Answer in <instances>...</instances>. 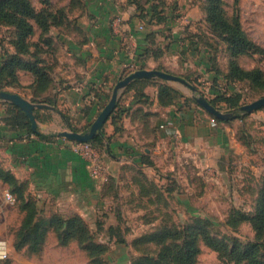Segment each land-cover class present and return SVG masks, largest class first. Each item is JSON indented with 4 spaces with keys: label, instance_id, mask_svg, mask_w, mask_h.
I'll return each instance as SVG.
<instances>
[{
    "label": "rangeland",
    "instance_id": "1",
    "mask_svg": "<svg viewBox=\"0 0 264 264\" xmlns=\"http://www.w3.org/2000/svg\"><path fill=\"white\" fill-rule=\"evenodd\" d=\"M31 1L36 10L48 9L58 16L50 18L47 33L31 19L35 31L29 37L32 51L43 60L53 80L50 88L57 87L64 74L84 73V57L72 52V45L89 43L91 28L98 26L101 18L105 21L104 5L100 2L95 5L94 0ZM113 1L121 13L138 11L127 0ZM155 1L161 3L160 10L167 13L169 21L146 27L141 22L143 28L139 26V29L158 33L155 44L178 43L172 47L179 52L172 60L177 67L171 65L176 72L165 71L186 78L208 99L238 98L242 106L264 97V88L231 75L229 44L208 19V0ZM222 8L229 19L238 15L246 35L264 50V0H222ZM121 13L111 16L112 27L118 26L114 18ZM174 31H178L176 38L170 35ZM15 35V26L0 22V57L13 50L11 40ZM237 62L245 70L264 71V55L259 52L243 54L237 57ZM20 82L21 86H9L5 90L22 92L31 99L49 96V90L35 95L30 73L20 72ZM168 84L192 97L177 84ZM222 104L221 110L229 112L226 104ZM45 116L46 123L38 121L52 126L51 132L58 135L71 129L52 114ZM149 121L143 118L141 124L144 132L152 136L154 123ZM83 123L76 125L84 128ZM225 130L221 147L210 150L209 154L179 148L174 140V144L169 142L167 155L166 151L159 153L158 161L153 158L146 159L145 165H125L120 183L102 184L98 209L85 215L74 210H56L52 203L44 208L38 204L36 220L48 228L38 251H32L29 245L17 246V233L27 215L22 203L12 206L1 200L0 253H7V257L0 258V264H96L98 260L103 264H135L145 259L150 263L161 253V232L168 230L172 234L166 244L174 248H180L186 237L196 235L201 228L226 243L229 253L235 243L243 247L257 240V225L264 210V107L226 122ZM98 155L101 160L99 152ZM4 189L12 191L7 184ZM29 199L34 202L36 197L31 194ZM76 216L82 218L87 229L84 241L66 236V224L61 223L58 229L52 226L54 218L68 222ZM198 242L201 252L196 264H246L230 260L227 255L222 257L200 235Z\"/></svg>",
    "mask_w": 264,
    "mask_h": 264
},
{
    "label": "crops",
    "instance_id": "2",
    "mask_svg": "<svg viewBox=\"0 0 264 264\" xmlns=\"http://www.w3.org/2000/svg\"><path fill=\"white\" fill-rule=\"evenodd\" d=\"M98 2L104 5V19H109L108 22L101 18V23L91 28L89 43L72 45V52L84 57V73L64 74L57 87L49 90V95L55 100L51 106L55 109L47 113L57 121L66 124L69 121L76 127V123L82 121L84 126L91 124L117 82L131 72L142 66L164 71L176 69L171 65L177 67L172 60L179 52L173 51L172 47L178 43L164 46L162 42L151 43L146 32L139 29L141 20L134 13L117 11L113 0H94L95 5ZM118 13L121 14L114 20L119 24L112 27L114 21L111 24V16ZM173 33L170 35L178 37V31ZM156 36L159 37V34ZM126 89L119 101L130 111L118 123L120 130H116L111 119L104 128L110 138L98 150L103 166L101 177L93 176L88 160L73 152L72 141L59 134L45 139L26 130L9 127L4 118L11 102L3 100H0V166L28 185V192L36 197L41 208L52 203L56 210H74L85 215L98 209L99 197L103 196L102 184L120 183L125 165L141 166L145 157L158 161L159 153L166 151L167 155L169 142L175 143L172 137L175 131L180 135L179 148L209 154L210 150L221 147L226 122L217 121L201 106L183 102L162 105L159 101V84L156 83L144 89L149 95L148 103L134 101V90L127 92ZM14 92L32 101L24 93ZM139 108L150 113L151 123H154L156 130L152 136L144 132L142 122L134 116ZM37 115L43 119L46 111L41 110ZM162 124L164 127H161ZM50 127L52 131L53 127ZM51 131L46 134L53 133ZM5 186L6 183L0 179V190ZM7 237L11 239V234L8 233Z\"/></svg>",
    "mask_w": 264,
    "mask_h": 264
},
{
    "label": "trees",
    "instance_id": "3",
    "mask_svg": "<svg viewBox=\"0 0 264 264\" xmlns=\"http://www.w3.org/2000/svg\"><path fill=\"white\" fill-rule=\"evenodd\" d=\"M129 4H134L137 7V13L135 14L144 26L150 24L162 25L169 21L167 13L165 14L160 10L161 3L155 0H127ZM159 4H158V3ZM209 2V13L208 19L212 27L224 35L229 46V51L232 57L231 63V75L237 78H246L251 80L256 86L264 88V71L261 69L245 70L237 62V57L248 54L250 52H259L264 55V50L258 47L245 33L241 26L238 15H235L232 19L227 18L224 15L222 8V0H208ZM50 18L55 19L58 16L54 15L48 9L36 10L31 0H0V22L8 25H13L16 28L17 36L11 40L13 46L12 51H7L0 57V91L5 90L6 87H18L21 86L20 72L24 71L30 73L33 78L32 87L35 88V95L45 94L50 90V86L53 80L49 74V71L43 60L36 57L35 52L32 51L33 43L30 42L29 37L34 34L35 28L31 23V19L42 28L43 33L50 31L51 21ZM147 38L153 44H155L156 34L149 31L148 28L144 30ZM159 55V54H156ZM138 69H145L143 66ZM161 70V69H160ZM132 73V72H131ZM151 83L159 84V101L162 105H170L186 100L183 103H194L199 105L197 101L192 98L185 96L174 87L170 86L168 82L156 79V78H138L134 80L126 89L127 92L134 90V101L148 103L149 95L146 94L144 89ZM52 88V87H51ZM45 91V92H44ZM113 93V92H112ZM112 96L111 93L108 98ZM110 100V99H109ZM33 102L46 103L48 105H54L55 100L51 98V95L45 96L43 99H32ZM108 101V100H107ZM107 101L105 105L107 104ZM211 104L215 107L222 109V103L224 102L229 110L233 114V117L229 120H220L214 117L217 121L230 122L233 119L241 118L242 116L252 113L241 110L238 98L228 97L219 99H209ZM104 105V106H105ZM104 106L101 108L103 109ZM263 108V107H262ZM51 108L36 109L35 113L44 110L46 114ZM261 109V108H260ZM130 108H125L122 104H117L114 112L110 116L113 125L116 130H120L118 123L123 120V116L129 113ZM36 114L37 119L43 122H47L45 117L40 119ZM135 118L141 122L144 119L150 120V113L139 108L134 115ZM5 122L9 127L13 129L26 130L29 134H34L40 138H49L57 136L55 133L46 134L40 131H34L32 129V123L27 114L12 103H8L7 115L4 118ZM143 123V122H142ZM150 124L151 120L149 121ZM68 126L79 132H86L89 130L90 124L85 125L84 128H78L67 121ZM156 132L155 129L152 133ZM110 136H107L105 129L97 133L93 139L88 141L97 150L102 149L105 146L106 140ZM150 159L145 157L141 165H145V160ZM150 162V161H149ZM0 179L6 183L12 192L17 197V203L20 201L23 205L22 209L27 212L26 219L17 233V246L22 247L29 245L32 251H38L42 247L45 241V236L48 228L42 223L36 220L38 216V201H30L31 193L28 192V185L25 182L19 181L11 171L6 170L0 166ZM29 196V198H28ZM262 200L264 201V194ZM68 222L63 221L60 218H54L52 226L55 229L62 227V224L67 226L66 236H75L79 240L84 241L87 229L82 222V218L79 216L70 218ZM62 223V224H61ZM259 225V226H258ZM257 225L258 238L257 240L250 242L246 246H239L237 243L234 244L232 250L229 253L228 245L221 241L216 240L207 230L201 228L200 232L197 230L196 235L186 237L183 245L180 248H174L166 244L167 239L172 234L170 230L161 232L162 238V250L157 260L148 263L149 259L137 262L135 264H196L198 256L201 252V247L198 242V235H200L207 246L218 251L222 257L227 255L230 260L237 263L245 262L246 264H264V239H262V230L264 226V210H261L259 217V223ZM192 232V230L190 231ZM199 233V234H198ZM153 238V237H152ZM155 239V238H153ZM96 264H103L100 260Z\"/></svg>",
    "mask_w": 264,
    "mask_h": 264
},
{
    "label": "water",
    "instance_id": "4",
    "mask_svg": "<svg viewBox=\"0 0 264 264\" xmlns=\"http://www.w3.org/2000/svg\"><path fill=\"white\" fill-rule=\"evenodd\" d=\"M138 78H156V79L164 80L168 83L177 84L183 90L191 94V96L195 98L197 103L213 117H216L220 120H229L230 118L233 117V114L231 112L223 111L215 107L213 104H211L209 99L204 94H202L199 91V89L196 86H194L190 81H188L186 78L160 69H138L128 74L127 76H125L124 78H122L117 82V84L113 89V93L110 100L100 111V113L95 118V120L91 123V126L88 131L79 132V131H74L72 129H65L62 132H59V136L64 137L69 141H73V142L75 141L88 142L91 139H93L97 133L101 132L105 128L110 116L112 115L118 104L121 93L134 80ZM0 100L11 102L12 104L21 108L29 117L32 123V129L34 131H40L45 133L51 131L52 128L49 125L39 123L35 110L42 108L55 109V107L50 106L46 103L33 102L21 96L18 93L10 92L7 90L0 91ZM262 107H264V97L256 99L251 103L242 105L240 109L246 112H253Z\"/></svg>",
    "mask_w": 264,
    "mask_h": 264
},
{
    "label": "built area",
    "instance_id": "5",
    "mask_svg": "<svg viewBox=\"0 0 264 264\" xmlns=\"http://www.w3.org/2000/svg\"><path fill=\"white\" fill-rule=\"evenodd\" d=\"M140 27L141 29L143 28L142 26ZM161 127H164V125L162 124ZM172 137L175 139L177 143L180 141V135L178 132L176 131L173 132ZM72 150L74 153L84 156L88 160L90 165V170L93 176L101 177L103 166L98 155V150L95 149L91 143L72 141ZM0 200L12 206L17 204L16 195L8 189L0 190ZM5 257H7V253H0V258H5Z\"/></svg>",
    "mask_w": 264,
    "mask_h": 264
}]
</instances>
